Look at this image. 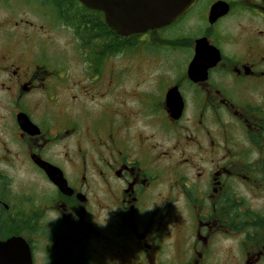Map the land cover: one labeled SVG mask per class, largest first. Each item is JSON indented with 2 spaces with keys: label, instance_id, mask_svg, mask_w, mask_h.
<instances>
[{
  "label": "flooded vegetation",
  "instance_id": "af4514ba",
  "mask_svg": "<svg viewBox=\"0 0 264 264\" xmlns=\"http://www.w3.org/2000/svg\"><path fill=\"white\" fill-rule=\"evenodd\" d=\"M20 5L71 33L76 67L27 56L29 34L49 37ZM0 8V243L31 264H264V0H194L156 30L180 26L189 58L150 90L114 31L79 47L52 0Z\"/></svg>",
  "mask_w": 264,
  "mask_h": 264
},
{
  "label": "rangeland",
  "instance_id": "374dc122",
  "mask_svg": "<svg viewBox=\"0 0 264 264\" xmlns=\"http://www.w3.org/2000/svg\"><path fill=\"white\" fill-rule=\"evenodd\" d=\"M8 13L4 8H0V19ZM14 13L27 19L31 24L40 25L43 23L46 27L49 39L29 34L31 44L25 50L29 58L42 55L59 67L65 65H69L71 68L76 67L79 58L74 52V41L71 38V33L60 26L48 30L45 14L50 15V11L42 7H24L20 5L16 6ZM24 24L23 22H18V28L22 30L24 28L30 29L29 26ZM177 27L180 29V26ZM177 27L153 32L147 39L140 38L138 40L136 38L133 41V44L137 46L136 48L129 50V52L116 53L118 67H127L131 64L133 68L139 70L141 77L136 71H134L133 76L142 78L143 89L150 90L152 85L160 79L165 82V85L173 83L180 76V72L185 69V63L189 58V53L186 49L176 50L179 44L185 43L184 40L181 43L178 40V38L183 36L177 33ZM41 32L44 31L42 30ZM1 52L3 53L4 51Z\"/></svg>",
  "mask_w": 264,
  "mask_h": 264
},
{
  "label": "water",
  "instance_id": "95a60500",
  "mask_svg": "<svg viewBox=\"0 0 264 264\" xmlns=\"http://www.w3.org/2000/svg\"><path fill=\"white\" fill-rule=\"evenodd\" d=\"M85 8L103 15L107 27L120 37L144 34L163 28L176 21L192 5L194 0H76ZM215 60H218L217 58ZM203 61L196 50L188 68L191 74ZM174 97L173 92L169 94ZM167 96L169 100L170 97ZM181 105L175 103L172 117L180 114ZM0 264H31L27 245L17 239L0 243Z\"/></svg>",
  "mask_w": 264,
  "mask_h": 264
},
{
  "label": "trees",
  "instance_id": "16d2710c",
  "mask_svg": "<svg viewBox=\"0 0 264 264\" xmlns=\"http://www.w3.org/2000/svg\"><path fill=\"white\" fill-rule=\"evenodd\" d=\"M56 19L72 31L79 47L97 46L106 37L104 45L109 47L108 39L112 31L103 22L99 12L79 6L76 1L69 0V4L62 0H52ZM116 53L129 52L137 46H129L122 37L117 36ZM81 40L84 42L81 43Z\"/></svg>",
  "mask_w": 264,
  "mask_h": 264
}]
</instances>
